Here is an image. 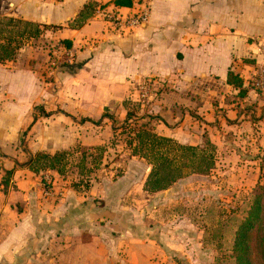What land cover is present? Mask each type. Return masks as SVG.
Returning a JSON list of instances; mask_svg holds the SVG:
<instances>
[{
    "label": "crops",
    "instance_id": "crops-1",
    "mask_svg": "<svg viewBox=\"0 0 264 264\" xmlns=\"http://www.w3.org/2000/svg\"><path fill=\"white\" fill-rule=\"evenodd\" d=\"M150 5L148 22L123 32L96 11L116 7L113 0H0V19L31 22L42 30L38 37H25L19 51H38L52 40L69 41L74 52L71 64L52 71L53 85L47 88L26 55L0 62V264H149L155 258L169 264L167 245H180L190 255V245L201 243L199 227L197 237L167 235L165 240L163 231L143 239L136 236L141 227L129 229L126 223L145 197L159 200L151 205L158 210L162 197L171 200L175 192L145 191L152 167L144 172L133 167L138 160L133 153L114 156L113 164L124 168L112 179L115 191L108 181L112 171L86 180L79 170L71 177L44 168L53 182L46 191L45 179L35 180L31 170V151L19 146V133L32 124L38 125L33 130L39 131L40 153L54 156L76 146L90 150L82 153L77 169L91 164L89 155L100 146L108 152L125 148L111 141L123 123L137 119L127 101L146 117L160 116L163 127L158 125L156 133L181 144L198 146L207 133L216 148L232 146L234 154L246 144L262 147L264 92L254 89L251 79L264 63V0H150ZM116 8L126 15L133 7ZM82 13L86 16L78 21ZM230 72L239 75L242 87L228 82ZM147 78L157 79L160 91L150 105L140 106L138 87ZM38 105L48 116H39ZM110 105L112 119L104 117ZM173 120L177 123L170 126ZM47 121V130L39 126ZM116 216L124 226L112 237ZM176 223L162 224L178 235L183 230Z\"/></svg>",
    "mask_w": 264,
    "mask_h": 264
},
{
    "label": "rangeland",
    "instance_id": "rangeland-1",
    "mask_svg": "<svg viewBox=\"0 0 264 264\" xmlns=\"http://www.w3.org/2000/svg\"><path fill=\"white\" fill-rule=\"evenodd\" d=\"M7 23V19H0V32L3 30L2 35H4L2 37H5L6 31H11V29L15 33H20L21 31L29 29V27H27L22 21L12 24ZM54 43L55 42L52 40H46L44 43L40 44L42 48H37L38 51H29L28 49H25L26 51L23 52L18 51L16 57L18 59V55H20L21 53V55H26L27 59H30L31 66L37 65L36 70L41 77V86H43L44 88L52 87L53 84L51 83L54 79V74L51 73L52 71H55V69H52L53 66L50 63L51 61L45 60L46 58L50 59V56L54 57V55L52 54L53 50H58V45L63 42L59 41L57 42V44ZM45 51L47 52L48 56H46ZM3 64L8 65L6 62H3ZM36 84L38 89L39 82L37 81ZM126 106L130 109L129 112L135 114L137 119H133V121L128 125H124L123 123V127L121 126L119 128H122V130H120L118 135L114 136V139H112L111 141L113 142V144L121 141L123 142V144H125V148L124 146H121L117 149L118 152L112 149L108 152V148L100 146L96 148L95 151H93V156L89 155V161H91V164H80V168L78 169L75 167L80 163L79 159L83 155L82 153L86 152L89 154L90 150L87 151L86 148L82 149L81 147L76 146L69 150L60 152L65 155L64 160L62 161V163L64 164L63 168L65 170L63 173L64 175L72 177L79 170V173L82 172L84 178L88 180V178H86V175L89 176V178H92L96 176V174L98 175L100 173H108V171H112L113 174L110 176V180L108 181H111L109 182V184L112 185L111 189L114 188V191L116 190L117 184L113 183L112 179L113 181H115L117 176L120 177L123 173L124 168L122 165H119V163L113 164L115 160L114 156H116L117 154L125 155V153H133L132 148H129V143L130 141H134V132H136V130H138L142 126H145L148 129H152V131L154 132H157L156 129H158V125H161L163 127V123H160L158 121V118L160 116H153L152 118L146 117V112L144 110L138 109V106L132 104L130 101L126 102ZM42 107L43 106L40 105L36 106V110L38 111L39 116H48V112H46L44 109L42 110ZM110 107L112 106L110 105ZM49 123V121L42 122L41 124H39V126L47 130V126L50 127ZM174 123L177 122L173 120L169 125L171 126ZM169 125L166 126L168 127ZM34 127H38L37 123L32 124L31 127L26 128V130H22L19 133L21 142L19 146L22 147L23 150H26V152L31 151V155L28 156L29 159L30 157L33 158L35 156L37 159L40 153L38 151L39 139L37 136L39 131L37 132L36 128L35 130H33ZM258 136L259 135L257 133L253 134L254 138ZM201 137L202 141L198 146L203 147L206 146L208 142L211 143L210 137L207 133L201 134ZM259 138H264V133H260ZM32 141L35 146L31 147L29 146V144ZM246 145L243 146V149L239 148L240 152L238 154L233 153L232 146L223 148L215 147V167L208 174H188L184 177V179L182 178L183 180L178 181L176 184L170 186L168 189H175L176 193L174 192V196L172 195L173 197L171 200L169 198L165 199V197H162L163 204L158 210L153 209V207L151 208V205L155 207L154 203H159V200H155L156 202H153L154 197H145L143 202L144 206L136 215L133 214L131 218L132 222L126 223L127 226H130L129 229L132 228L133 230L136 229L137 226L139 228L141 227L139 231H136V236H142L143 239L151 236V232L155 234L156 232L161 233V231H163L164 235L166 236H163L162 240H165L168 238L167 235L176 238L178 236H183L185 238L188 236L190 238H192L193 236L197 237L199 234V229L196 227H199L201 228V243L190 245V247L187 249L188 252H190V255L186 254L183 250H180V245L170 244L166 246L168 254H171V258L168 259V263L235 264V260L231 258V249L234 238V229H232L231 223L232 221H238L240 223L245 219L246 209L244 208L250 204L254 193L258 190H261V187H264V143L262 144L263 148L254 146V143L252 144V146ZM101 148H103V150H101ZM126 149H129L130 151H127ZM137 158L138 160H135L133 164V167H135L136 169H140V171L144 172L146 168L151 166L147 163V159L140 156H137ZM46 163V161H43L42 165ZM42 165L40 166V163L38 164L37 162H33L30 167L31 170L36 174L35 180L43 182L42 179H45L43 185H46V191L49 192L52 189L53 182L49 176H45L46 173L44 174L45 170ZM55 166L62 168V164H56ZM36 167L40 168L38 172L34 170V168ZM149 170L150 169H148V172L150 174ZM88 186L89 182H84V188H87ZM166 190H164L163 193ZM130 199L131 197L128 200L130 201ZM168 200L169 202L166 206H164V204ZM168 205L171 206L170 214H168ZM113 218L111 221V235L112 237H115L117 234H121V227L124 226V221L121 217L116 216ZM168 220L172 223L178 222L176 223L178 225L180 224V226H178V229H182L183 232L178 231L179 234L176 235L175 233L177 231L170 229V226H163L162 223H166ZM115 225H117V227H114ZM173 226L175 225L173 224ZM254 240L255 242H257L258 237H255ZM170 241L171 239H169L168 242ZM253 244L255 245V243ZM112 251L122 252L123 248L121 247V251H118L112 247ZM176 251H180V253H182L183 255L178 256V252ZM254 260L255 264H264L262 260L256 256H254ZM161 263L165 264L166 260L155 258L154 260H151L149 262V264Z\"/></svg>",
    "mask_w": 264,
    "mask_h": 264
},
{
    "label": "trees",
    "instance_id": "trees-1",
    "mask_svg": "<svg viewBox=\"0 0 264 264\" xmlns=\"http://www.w3.org/2000/svg\"><path fill=\"white\" fill-rule=\"evenodd\" d=\"M113 3L117 7H132L133 0H113ZM90 6L86 7L87 14L92 13ZM85 13L80 14L78 21L86 16ZM20 21L22 20L9 18L7 24ZM22 22L29 29L20 33H15L11 29L6 31L5 37H2L3 30L0 32V62L14 60L25 37H38L42 33L39 25ZM65 43L70 46L69 41ZM228 82L237 87H242L243 84L239 75L231 72L228 75ZM109 110L111 111V107H108L104 117L112 119L115 114L112 115ZM134 135V141L129 143L133 155L147 159L152 166L145 183V190L150 194L168 189L188 174H208L215 167V146L212 143L208 142L203 147L181 144L173 138L158 135L145 126L136 130ZM64 156L60 152L54 156L39 153L37 159L35 156L30 160V164L37 162L41 166L42 162L46 161L47 163L42 165L44 168H51L62 173ZM56 164H62V168L56 167ZM34 170L38 172L40 168L36 167ZM244 209H246L245 219L240 223L238 221L231 223L234 229L231 258L235 260V264H255L254 256H256L264 263V187L254 193L250 204ZM255 237H258L257 242L254 240Z\"/></svg>",
    "mask_w": 264,
    "mask_h": 264
},
{
    "label": "built area",
    "instance_id": "built-area-1",
    "mask_svg": "<svg viewBox=\"0 0 264 264\" xmlns=\"http://www.w3.org/2000/svg\"><path fill=\"white\" fill-rule=\"evenodd\" d=\"M116 7L109 9L105 6H99L96 11L105 21L110 23L115 30L123 32L145 25L151 13L150 0H135L132 5V11L126 15L116 11ZM58 46V50L54 49L52 52L54 57H50L51 65L54 67H52L53 70L60 64H71L74 58V52L72 49H69L67 45L60 43ZM251 86L256 90L264 92V63L260 71L251 79ZM159 91L160 83L157 79L147 78L143 80L138 87L137 103L140 106L150 105L157 97Z\"/></svg>",
    "mask_w": 264,
    "mask_h": 264
}]
</instances>
